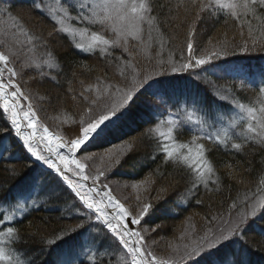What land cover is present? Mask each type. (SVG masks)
Segmentation results:
<instances>
[{"label": "snow or ice", "instance_id": "obj_1", "mask_svg": "<svg viewBox=\"0 0 264 264\" xmlns=\"http://www.w3.org/2000/svg\"><path fill=\"white\" fill-rule=\"evenodd\" d=\"M5 2L8 7H2ZM189 3L195 11V19L189 25V38L180 62L174 59L167 64L158 61L151 68H142L135 62L136 53L147 55L156 37L163 36L161 21L154 14L153 0H28L30 17L36 14L38 19L51 25L46 33L33 31L21 17L13 15L11 0H0V16L6 17L0 21V118L6 117L7 123L6 128L0 129L5 134L0 139L14 133L13 138L22 142L27 153L45 165L50 170L49 175L54 174V183H41L37 177L30 187H38L39 195L45 197L46 202L59 199L61 189L69 192L71 201L64 200V204L68 206L70 218L76 221L58 230L51 238L41 236L43 246L38 250L39 254L68 244L72 255L69 264H112L115 252L122 253V264H250L251 248L244 237L257 218L264 219V179L259 180L251 196L247 193L242 199L238 196L231 203L226 217L212 216L209 224L220 221L215 228L205 226L202 234H196L194 226L191 231L187 228L181 231L178 239L181 242L189 239L190 242L171 244L172 255L165 258L151 251L145 239L149 229L141 225L142 222L148 223L156 209L155 202L163 199L169 188L158 186L151 200L137 195L138 203L133 209L126 207L113 194L112 188L102 181L106 173L137 149V141L113 145L100 154H84L114 128L147 116L145 123L149 127L143 135L155 140L156 152L166 162H174L190 172L192 187L189 192H192L200 185L211 191L210 182L217 188L220 183L207 156L208 149L201 141L236 152H243L249 143L264 146V70L261 71L260 83L255 85L258 92L255 105L230 101L238 119L230 120L229 125L233 129L240 128L235 138L228 128L216 132L208 130L216 127V115L205 112L201 116L198 109L193 108L185 113L182 121L177 114L168 112L167 104L172 102L170 82L162 77L169 71L198 76L195 70L208 71L216 61L236 55L237 47L244 54L250 50L248 40L235 47L224 40L211 48L200 49L197 54L193 40L195 24L205 19V14L208 19H219L220 15H225L239 22L241 36L247 25L252 48L258 42L255 33L264 36V15L258 13V10L264 13V0H185L183 5L177 4L176 7L179 10L183 6L188 12ZM253 20L258 23L253 25ZM57 37L67 38L74 49L83 54H99L107 58L109 64H115L119 77L118 81H110L106 75L97 76L87 84L80 80L79 91L71 86L65 90V95L73 102V109L62 108L53 119L58 121L57 128L69 126L67 136L62 131L50 130L41 121L38 108L33 103L34 94L28 87L32 83L42 86L45 81L61 85L58 77L62 75V66L49 48L50 42ZM208 43L211 45L212 41ZM41 49L42 52L39 51ZM116 49H120V56L115 55ZM80 66L88 72L93 71L85 64ZM68 83L71 85V81ZM247 83L250 82L241 80L240 88L243 89ZM149 97H159L162 103L155 104ZM35 99L49 101L50 95L36 92ZM220 99L227 101L228 97ZM172 106L178 107V102ZM162 108L163 112L160 111ZM157 115L162 118L156 119ZM185 125L190 126L188 131L192 134L187 143H181L177 135L183 134ZM238 139L242 142H236ZM78 153L81 158H77ZM94 159H98L100 165L95 172L86 174L88 162ZM157 175L163 174L149 173L131 187L137 192L143 188L145 193H150ZM228 175L237 179L239 184L245 183L242 178L234 177L231 171ZM89 180L91 184L87 183ZM25 200H31L33 211L41 207L31 196ZM27 207L18 198L6 207L0 202V264H35V256L18 247L24 242V236L16 226L20 223L17 213H23ZM160 227V224H155L151 231ZM32 235H39V231Z\"/></svg>", "mask_w": 264, "mask_h": 264}, {"label": "trees", "instance_id": "obj_2", "mask_svg": "<svg viewBox=\"0 0 264 264\" xmlns=\"http://www.w3.org/2000/svg\"><path fill=\"white\" fill-rule=\"evenodd\" d=\"M185 0H153L154 14L157 15L161 21V32L162 37H156V41L152 42L150 51L142 53L143 56L149 57L151 61L156 64L158 59H155L159 54H165L169 57H163L160 61H164L166 64L168 60L174 59L180 62V55L186 50V43L188 41L189 25L195 19V11L191 9L190 3L188 4L189 11L185 12L184 7L181 6L179 10L176 5H183ZM8 7V5H7ZM26 9L29 11V6H24L18 3L12 4V14L16 16L20 10ZM259 14L264 15V13ZM35 19L39 23L46 26L47 29L51 28V25L46 20H40L36 14H33ZM1 19H6L1 17ZM253 25L258 22L253 20ZM196 35L193 38L194 47L199 50L204 48L209 40L217 41L216 35L223 32L227 34L229 32L228 41L231 46H238L243 40L249 41V52L247 54L240 53L237 47V54L227 57L215 62V66H209L208 71H201L197 69L196 73L206 74L208 81H212L215 87L212 85L201 84V79L197 80L193 74L180 73L172 74L169 71V75L162 77V79L169 80V92L172 96V102L167 104V110H174L173 104L178 102H185V106L194 107L198 109V112L203 116L205 112L209 115H215L220 113V116L229 115L234 108V104L230 101L235 100L236 102L253 104L255 105L258 100V92L255 85L249 83L242 89L240 88V81L249 80L243 79L242 77L230 76L226 72V68L231 65H242L247 67L251 75H254L255 70H264V36H260L259 33H255L258 37V42L255 48L251 46V38L247 36H236V33H241L239 22L220 15L219 19H208L205 14V19L195 24ZM234 30V32H233ZM233 32V33H231ZM247 32V25L243 28V33ZM234 38V39H233ZM57 41H60L61 47H51L50 50L58 58L60 65L62 66L61 77V90L65 93V90L73 84H79L81 79H77L75 76V69L83 63H88L92 59H98L99 63L104 66L105 75L110 81H115L113 78H117L115 64H109L107 58H101L99 54L86 55L78 50L74 49L72 44L67 38L57 37ZM250 39V40H249ZM162 41V47H161ZM55 42V40H54ZM63 47V48H62ZM39 51H43L42 49ZM122 53L120 49L115 50V55L120 56ZM137 55V54H136ZM124 58L128 57L126 54ZM139 60L140 57H138ZM149 59H144L149 62ZM155 60V61H154ZM143 63V60H141ZM153 65V66H154ZM141 67L144 66L141 64ZM151 68V67H150ZM221 69L218 73H214ZM115 71V73H113ZM258 73V71L256 72ZM104 75V76H105ZM94 80L96 77H93ZM112 78V79H110ZM119 79H116V81ZM68 81H71L69 85ZM206 83V82H205ZM260 83V81H259ZM258 83V84H259ZM207 84V83H206ZM213 91V95L211 93ZM222 96H227L228 100L223 101L220 99ZM153 103L161 104L162 101L159 97H149ZM170 108V109H169ZM217 111H216V110ZM161 112L164 109H160ZM216 111V113L214 112ZM162 117L157 115L156 119ZM148 119L144 116L143 119H137L134 123H126L120 125L112 130L110 134L114 135V138L124 139L128 135H133L132 138H137L139 146L129 156L123 160L122 165L118 167L117 171L125 172V176L136 178L138 181L144 179L149 173L156 174L162 173V176L157 175L156 182L160 185H164L168 182L169 192L156 203V209L148 220L155 224H160L161 229H164L163 236L167 239H171L174 233V229L178 228L177 225L183 223L184 219L190 215H197L198 217L208 218L214 213H225L229 209L231 203L239 196L241 199L244 194L247 193L249 196L255 192L258 187L260 179H264V146H258L249 143L245 146L243 152H236L235 150L225 149L222 146L213 144L209 141H201L205 143L207 156L216 169V174L220 178V183L217 185L214 183L209 184V188L213 189L208 191L203 185H200L194 191L189 192L192 187L191 174L190 172L174 162H166L162 155L156 152V142L154 139L145 137L143 133L147 130L149 125L145 123ZM130 124V125H129ZM128 126V127H127ZM6 117L0 118V129L6 128ZM240 133V128L237 127L231 135L237 136ZM108 134L103 141L99 144H94L88 148L91 150H101L106 148L109 144V140L112 137ZM191 132L188 131L187 127H184L183 134L177 135V139L181 143H187L191 138ZM3 132H0V136H4ZM110 136V137H108ZM14 133L7 136L6 139H0V146L5 140H7L9 147L6 151V155L0 158V202L4 206L12 202L14 198L21 199V195H26L30 186L26 187L29 181H34L37 177L41 179L43 183H54L53 175H49V171L43 169L40 165L35 163L23 146L17 139H14ZM236 142H242V139L236 140ZM108 145H107V144ZM84 150L81 149V152ZM14 154L16 156L7 154ZM155 156V159H151ZM232 172L234 177L242 178L245 183L239 184L237 179L229 178V172ZM43 174V175H41ZM121 176V175H119ZM131 179V178H130ZM166 186V185H164ZM26 187V188H25ZM62 196L59 199H54L50 202H46L45 197L37 196L41 207L36 210L29 208L21 218L20 223L16 226L20 229L21 234L24 236V242L19 244L18 247L25 250L26 252L35 256V264H57V261L62 263V257L66 254L69 245L63 244L61 249L53 251H46L43 254H39L38 250L43 246L40 243V237L51 238L55 235L58 230L74 224L75 219L70 218L71 213L67 211V207L64 204V200L71 201V195L69 192L61 189ZM156 192H150L149 197L151 200L155 197ZM20 196V197H19ZM152 196V197H151ZM183 196V198H182ZM36 198V199H37ZM197 201H202L198 203ZM56 207V209H54ZM31 213L30 215L28 213ZM148 219V218H147ZM39 231V235L33 237L32 233ZM251 248V255L248 257L250 264H264V219L257 218L256 223L252 229L249 230L244 237ZM154 248L151 251L155 253ZM118 255V253H115ZM157 255V254H156ZM158 256V255H157ZM168 255L163 257L167 258ZM116 258L112 261V264H118Z\"/></svg>", "mask_w": 264, "mask_h": 264}, {"label": "rangeland", "instance_id": "obj_3", "mask_svg": "<svg viewBox=\"0 0 264 264\" xmlns=\"http://www.w3.org/2000/svg\"><path fill=\"white\" fill-rule=\"evenodd\" d=\"M11 2H12V4L13 3H18V4H21V5H24V6H29L28 0H11ZM7 5H8V3L5 2V3H3L2 7H7ZM15 14H16V16L21 17L26 23H28V25L30 27H32L33 31L39 32V31L43 30V32L46 33L47 31L50 30V29H47L46 26H44L42 23H39L38 20L35 19L33 14L30 17L29 11H27L26 9L20 10V11H18ZM1 17L2 16H0V21L3 20V19H1ZM233 32H234V30H233ZM233 32H231V33H233ZM244 34L247 36L246 38H249L248 35H247V32H245ZM228 35H229V32H227V34H226L223 31V32H221V33L216 35V38L218 37L217 41H215V39H214V41H212L211 45L209 43H207L206 45H204V47L211 48L213 45H216L220 41H224V40L230 41ZM236 36H241V33H236ZM154 41H156V40H154ZM50 46L58 48V47H61V44H60V41L59 40L57 41V39H56L55 42L54 41L50 42ZM134 51H135V49H134ZM136 54L137 55H136L135 62L139 66H141V64H142L144 67L150 68V67H152L154 65V64H152V63H154L153 61H151V64H149L148 61L144 60V59H149V57H146V55L143 56L142 53H136ZM138 57H140V59L143 60V63L141 62V60H139ZM163 57L166 58V57H169V56H167L166 53L163 54V55L159 54L155 59H158V61H160V59L163 58ZM101 58H103V57H101ZM97 60L98 59H95V60L92 59L87 64L83 63V64H85L88 67H91L93 69V71H91V72L86 71L81 66H77V69H75V76L77 75V79L79 78L81 80H84L85 84H87V83H91V82L94 81L93 77H97V76H102L103 77L105 75V73H106L105 70H103L105 68ZM170 60H172V59H170ZM237 69H239L240 71H237ZM219 71H221V69L217 70L214 73H218ZM257 71H258V73H256ZM226 72L230 76L242 77L243 79L249 80L248 82H250L249 83L250 85H257L259 83V81L261 80V71L255 70L254 75H251V73H250V71H248L247 67H244L242 65H239V66L231 65L228 68H226ZM113 73H115V71ZM193 76L195 78L197 77V80L201 79L202 81H204V82H201V84H203V85H207L208 86V85H212L213 84L212 81H211L212 83L209 84L210 81H208L209 78H207L208 76H206V74L201 73L198 76L193 74ZM24 79H27V76H25ZM58 79H60V81H61V77L60 76L58 77ZM110 79H112V78H110ZM116 79H119L118 75H117V78H115V79L113 78V80H115V81H116ZM165 80L169 81L168 79H165ZM61 84H62V81H61ZM60 86H57V85L52 84L51 82L45 81L44 85H42V86H37L35 83H32L28 87L31 89V91L34 94L33 103L38 108V115L40 116L41 121L46 123L50 130L62 131L67 136L69 134V126L65 125V126H63V128H57L58 121L53 119L55 116L60 114V111H61L62 108L65 109V110H68V111H71L73 109V102L71 101L70 97L65 95V93L61 90ZM22 87H24L23 84H22ZM71 87H73L75 90L79 91L80 84H76L75 83ZM36 92H39L42 95H50V100L49 101H39V100L35 99V93ZM211 93L213 95L214 92L211 91ZM174 108H175L174 110H171V111L169 110V112L177 114V118L182 120V121L185 118V113L187 111H191L193 109V107L185 106V102H181L178 107H174ZM216 111H214V112L216 113ZM215 115H216L217 121H218V122H216V127L208 129V130L212 131V132H216L219 129L228 128L229 133L231 134L232 131H233V128L230 127L229 121L238 119L237 113L235 111H232L229 115L220 116V113L218 112ZM209 122L212 123L213 121L210 120ZM163 127L164 126H162V128ZM185 127L189 128L188 125H185ZM110 136L112 138L108 139V140L110 141L109 144L111 143V145H109L106 148H102L99 151L98 150H91V151H88L87 153H84V154H89V153L100 154V153H103L106 149L112 147L113 145L120 144V143H123L125 141L136 140L137 143H138V140H137L138 137L137 138L136 137L132 138L133 135L132 136L128 135L124 139H122V138L119 139L121 137L120 135L117 136L118 139L114 138V135L112 136V134H110ZM110 136H108V137H110ZM19 143L22 145V142L19 141ZM1 145L2 146H0V158L4 157L6 155V153H7L6 151H8V147H9V144H8L7 140H5V142H3ZM138 146H139V144H138ZM25 151H27V150L25 149ZM131 154H129V155H131ZM10 155H11V157L12 156L13 157L16 156V155L11 154L9 152V154H7V156L10 157ZM28 155L30 156V154H28ZM77 158H81V154L80 153L77 154ZM125 158H124V160H125ZM122 162H121V165H122ZM88 164H89V168L85 170L86 174L87 173H91V172H95L96 169H97V166L100 165V161L98 159H94L93 161H89ZM119 166L120 165L116 166L110 172L106 173V177L102 178V181L104 183H107L112 188L113 194L118 199H120L121 202L124 203L126 207H130V208L135 209L136 204L138 203L137 200H136V196L140 195L142 199L143 198L150 199V197H149L150 193H145L143 188H141L139 190V192L135 191L131 187V185L134 184V183H138L139 181L136 178L134 179L132 177L125 176V174H124L125 172H120L119 173L117 171ZM119 175H121V176H119ZM39 180H41V179H39ZM33 182L34 181H32V180L29 181L28 182L29 184L26 187H29L30 185H32ZM40 182L43 183L42 181H40ZM89 182L91 183V180H89ZM169 183L170 182H168V183H166L164 185H166V187L169 188L170 187ZM158 186H160V184L156 182V184L153 186V190L151 192H156L155 189ZM21 196H23V197H21L20 201L23 202V203H26L28 205V207L26 208V210L23 211V213H21V212L17 213V219L19 217H22L23 214L26 211H28L29 208H31V200H25V197L31 196L32 198L36 199L37 196L38 197L40 196L39 195V188L38 187H30L29 192L26 195H21ZM37 201L41 202L42 200H40V199L38 200V198H37ZM54 209H56V207ZM67 211H68V207H67ZM210 214H212V215L209 216L208 218L207 217L206 218H202L200 216L198 217L195 214L194 215H190L189 217L184 219L183 223L177 225L178 228L174 229V233H173L171 239H167L165 236H163L162 233H164V231H165L164 229L158 228L154 232L151 231V229L154 227L153 222L148 221L147 224H144L142 222L141 226L144 227V228H148L149 229L148 234L145 235V239H146L150 249L154 248L155 249L154 251L158 255V257H163L164 254L169 256V255H172L171 248H170L171 244H173V243L179 244V243H188V242H190L189 239H186L183 242H181L178 239L181 231H183L185 228H187V229H189V231H191L192 227L194 226L195 229H196V234H202L203 230L205 229V226H210V227L215 228L220 223V221L217 220V221H212L209 224V221H211V217L212 216L215 215V216H225L226 217V212L225 213L224 212L223 213H219V212L214 213V211H213V213L210 212ZM132 227L136 228L137 226L136 225H132ZM153 241H155V243H153ZM115 253H113V255L115 256L116 260L118 261L117 263L118 264H122V261L120 260V256H121L122 253L121 252H117L118 255H116ZM71 259H72V255L67 250L66 254L62 257V263L61 264H69Z\"/></svg>", "mask_w": 264, "mask_h": 264}, {"label": "water", "instance_id": "obj_4", "mask_svg": "<svg viewBox=\"0 0 264 264\" xmlns=\"http://www.w3.org/2000/svg\"><path fill=\"white\" fill-rule=\"evenodd\" d=\"M41 163V162H40ZM41 165L44 167V168H46L47 169V167L45 166V165H43L42 163H41Z\"/></svg>", "mask_w": 264, "mask_h": 264}, {"label": "bare ground", "instance_id": "obj_5", "mask_svg": "<svg viewBox=\"0 0 264 264\" xmlns=\"http://www.w3.org/2000/svg\"><path fill=\"white\" fill-rule=\"evenodd\" d=\"M87 183L91 184L89 181Z\"/></svg>", "mask_w": 264, "mask_h": 264}]
</instances>
